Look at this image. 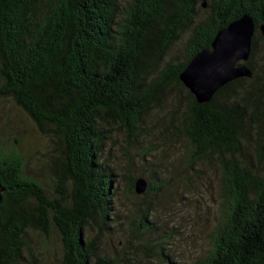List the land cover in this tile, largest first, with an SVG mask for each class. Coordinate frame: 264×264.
<instances>
[{
  "label": "trees",
  "instance_id": "obj_1",
  "mask_svg": "<svg viewBox=\"0 0 264 264\" xmlns=\"http://www.w3.org/2000/svg\"><path fill=\"white\" fill-rule=\"evenodd\" d=\"M199 2L0 0V98H14L41 132L58 138L52 193L17 146H0V264L22 262L29 229L45 236L59 232L62 264H116L87 234L93 224L109 228L118 189L114 168L102 158L109 138L103 121L120 119L132 132L169 85L181 86L191 99L184 131L196 150L186 164L216 151L224 173L211 247L194 264H264V172L249 168L238 154L240 132L254 127L261 134L264 128V52L256 58L264 0H211L201 20ZM244 14L257 26L246 62L253 76L227 83L200 104L180 75ZM188 30L185 60H166ZM137 179L129 177L131 193H138ZM162 185L149 183L145 195ZM147 211L132 220L133 236L155 237ZM145 246L159 264H178L165 239Z\"/></svg>",
  "mask_w": 264,
  "mask_h": 264
},
{
  "label": "rangeland",
  "instance_id": "obj_2",
  "mask_svg": "<svg viewBox=\"0 0 264 264\" xmlns=\"http://www.w3.org/2000/svg\"><path fill=\"white\" fill-rule=\"evenodd\" d=\"M210 1L206 0L207 7H202L203 0H200V20L206 17L204 10L209 8ZM189 35V30L181 35L166 60H185ZM263 52L264 32L261 31L256 58ZM190 106L191 99L185 89L169 85L159 93L150 111L132 132L120 119L110 118V124L103 121L109 138L102 158L114 168V185L118 189L113 198L114 210L108 219L109 228L101 231L93 224L87 234L97 250L116 264H159L145 246L155 237L165 239L178 264H194L211 247L209 235L220 215L224 173L216 151H209L192 165L186 164L187 156L196 150L184 131ZM239 139V158L252 170L264 172V155L263 163L258 164L264 154L261 147L264 128L261 134L254 127L241 131ZM57 140L55 134L41 132L14 98H0V146L6 149L17 146L27 159L28 169L48 193L53 192L51 165L58 151ZM130 175L163 185L159 191L148 195L131 193ZM62 190L65 192L66 187ZM142 208L148 209L147 217L154 223L155 237L142 233L133 236L131 223ZM25 241L24 259L19 264H62L64 246L56 229L49 236L29 229Z\"/></svg>",
  "mask_w": 264,
  "mask_h": 264
},
{
  "label": "water",
  "instance_id": "obj_3",
  "mask_svg": "<svg viewBox=\"0 0 264 264\" xmlns=\"http://www.w3.org/2000/svg\"><path fill=\"white\" fill-rule=\"evenodd\" d=\"M203 6L207 7L206 0ZM256 29L255 19L244 14L221 29L212 42V49L199 52L181 73L182 82L200 104L210 102L216 92L227 83L253 76V71L246 62L251 57ZM260 29L264 32V25ZM148 184L146 178H138L136 191L146 192ZM4 191L5 188L0 183V204Z\"/></svg>",
  "mask_w": 264,
  "mask_h": 264
}]
</instances>
